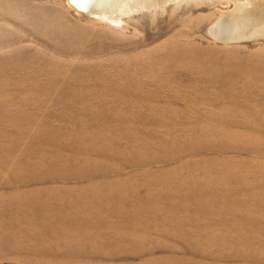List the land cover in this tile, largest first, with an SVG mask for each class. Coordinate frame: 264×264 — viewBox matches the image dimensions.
Returning <instances> with one entry per match:
<instances>
[{
  "label": "rangeland",
  "instance_id": "obj_1",
  "mask_svg": "<svg viewBox=\"0 0 264 264\" xmlns=\"http://www.w3.org/2000/svg\"><path fill=\"white\" fill-rule=\"evenodd\" d=\"M0 264H264V0H0Z\"/></svg>",
  "mask_w": 264,
  "mask_h": 264
},
{
  "label": "bare ground",
  "instance_id": "obj_2",
  "mask_svg": "<svg viewBox=\"0 0 264 264\" xmlns=\"http://www.w3.org/2000/svg\"><path fill=\"white\" fill-rule=\"evenodd\" d=\"M147 1L148 0H75L73 4L82 14L116 19V17L125 16L129 11L134 10L135 7Z\"/></svg>",
  "mask_w": 264,
  "mask_h": 264
},
{
  "label": "snow or ice",
  "instance_id": "obj_3",
  "mask_svg": "<svg viewBox=\"0 0 264 264\" xmlns=\"http://www.w3.org/2000/svg\"><path fill=\"white\" fill-rule=\"evenodd\" d=\"M72 2H75V0H72Z\"/></svg>",
  "mask_w": 264,
  "mask_h": 264
}]
</instances>
